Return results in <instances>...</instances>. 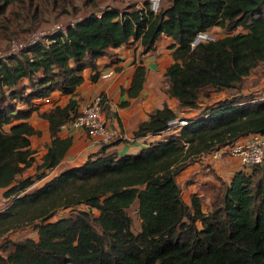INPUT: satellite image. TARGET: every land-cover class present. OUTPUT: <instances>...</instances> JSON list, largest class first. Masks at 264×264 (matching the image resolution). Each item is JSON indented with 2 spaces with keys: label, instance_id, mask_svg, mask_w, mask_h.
Returning <instances> with one entry per match:
<instances>
[{
  "label": "trees",
  "instance_id": "trees-1",
  "mask_svg": "<svg viewBox=\"0 0 264 264\" xmlns=\"http://www.w3.org/2000/svg\"><path fill=\"white\" fill-rule=\"evenodd\" d=\"M78 6L75 0H0V42L29 34L47 12L69 14ZM97 10L100 16L88 11L65 38L55 35L51 45L36 44L20 59L0 60V189L7 200L0 210V264H264V157L250 171L239 168L228 183L220 181L206 211L197 194L186 204L176 181L199 157L249 134L264 135V99H220L137 154L117 156L100 147L80 166L48 177L72 144L59 132L71 128L78 114L73 95L85 69L95 80L99 58L134 41L146 54L166 36L173 60L164 73L166 93L180 109H198L203 91L205 97L236 90L264 64V0H169L163 6L161 0L155 14L148 1L143 8ZM216 28L222 37L190 49L197 33ZM145 72L142 63L135 68L126 91L130 99L140 95ZM53 92L71 97L40 113L50 143L38 158L30 137L39 132L28 119ZM175 114L166 104L154 109L134 137L160 135ZM28 169L33 173L23 177ZM135 202L138 232L128 214ZM61 211L67 214L53 220ZM27 228L36 239H6Z\"/></svg>",
  "mask_w": 264,
  "mask_h": 264
},
{
  "label": "crops",
  "instance_id": "crops-1",
  "mask_svg": "<svg viewBox=\"0 0 264 264\" xmlns=\"http://www.w3.org/2000/svg\"><path fill=\"white\" fill-rule=\"evenodd\" d=\"M137 7V6H136ZM172 40L166 36H161L155 44L153 50L146 54L141 53L139 41H134L128 45H123L112 50L111 57L99 58L96 62L99 75L102 72L113 70V75L108 79L98 77L95 80L90 79L92 71L85 69L83 71V82L75 89L73 98L78 103V109L92 97L103 94L107 100L105 104L106 110L104 114L107 117L109 127L117 137H133L139 123L148 119L151 111L161 108L166 104L177 115L183 114L187 118L197 115L201 108L210 105L218 100H212L210 103L199 104L198 109L182 110L178 106L177 100L170 98L166 89L168 88L164 73L166 68L172 63V49L170 45ZM142 63L145 66V80L140 95L136 98H129L126 94L130 86L135 68ZM248 77V76H247ZM25 82H21L24 84ZM244 95V90L238 93L236 91L231 96ZM59 106H64L71 96L61 95L53 92L49 96ZM228 98V97H227ZM224 99V98H223ZM39 100L34 99L32 103L38 104ZM123 103H126L123 105ZM24 104L17 105V108L25 109ZM48 107H41L31 113L28 121L39 132L38 135L30 137V144L37 151L38 158L46 151L45 145L50 143V135L48 131V122L40 116ZM61 138L71 137L72 144L61 160L58 166L49 174V178L59 173L64 168L77 167L83 164L86 158L100 150V147L92 146L84 131L71 129L68 127L61 128L59 132ZM167 133L160 135H146L136 138L134 142L127 143L117 138L113 144L105 148V153H113L117 156L137 154L142 148L149 143L165 139ZM29 170V169H28ZM27 170V171H28ZM239 170L236 159L225 156L215 162L210 161L205 155L195 160L191 165L184 168L177 176L176 181L181 189V197L186 204H189L190 197L197 194L204 199L203 210L206 211L210 204L211 192L221 188L220 181L229 182L234 172ZM26 171V172H27ZM23 174V177L33 173L29 171ZM47 179L36 182L28 191L35 186H41ZM3 189H0V208H5L7 200L2 197ZM137 204L135 205V211ZM207 208V209H206Z\"/></svg>",
  "mask_w": 264,
  "mask_h": 264
},
{
  "label": "built area",
  "instance_id": "built-area-1",
  "mask_svg": "<svg viewBox=\"0 0 264 264\" xmlns=\"http://www.w3.org/2000/svg\"><path fill=\"white\" fill-rule=\"evenodd\" d=\"M161 0H148L149 11L153 14L159 11ZM100 11H95L96 16H100ZM88 14V13H87ZM86 14L78 15L70 18L65 22L50 23L42 28L31 31L22 38H14L0 47V60L6 62L10 58L20 59L21 56L30 47L36 44L44 46L51 45L54 40L53 36L60 35L62 38L67 36L69 28L80 21ZM217 39V35L210 32H199L190 42V49H194L200 43L213 42ZM114 71L109 70L102 72L99 77L108 79L113 75ZM50 97L41 99L40 106L51 107L55 104ZM107 103L102 94H98L87 102H85L78 114L70 122L72 129H78L85 132L89 143L94 147H107L114 143L117 138L127 143H132L136 139L133 137H117L109 127L107 117L102 108ZM176 116L167 122V128L163 133L176 134L178 130L187 124V117L183 114H175ZM65 127L62 126L61 128ZM210 161H217L225 156L237 160L240 170L250 171L251 167L262 162L264 157V135L259 133L249 134L234 142L232 145L215 150L206 155Z\"/></svg>",
  "mask_w": 264,
  "mask_h": 264
},
{
  "label": "rangeland",
  "instance_id": "rangeland-1",
  "mask_svg": "<svg viewBox=\"0 0 264 264\" xmlns=\"http://www.w3.org/2000/svg\"><path fill=\"white\" fill-rule=\"evenodd\" d=\"M147 1L148 0H75V3L77 5L81 6L82 4V7H79V6L77 7L76 12H72L69 14H61V15L57 14V11L51 12V13L47 12L45 13L46 20L40 23L39 26L36 27V29L42 28L50 23L65 22L66 20L77 17L78 15L87 14L88 11H94V10L99 11L97 9H102L105 7H116V8L124 9L128 5L129 6L134 5V6H137V8H143ZM168 1L169 0H162V6L166 5ZM212 33H214L215 35L218 34L219 37H222L224 35V32L221 31L220 28L219 29L216 28L214 32ZM24 35L26 36V34H19L17 35L18 37L12 36L10 38L11 39H14L16 37L22 38L24 37ZM7 40L8 39L1 41L0 47ZM242 90H244V95H252L256 99H264V64L255 68L248 77L244 78L243 81L238 85L236 90L232 89V90H226L222 92H209L207 96L204 97L203 96L204 93L208 92V90H205L201 94V100L203 103H210L212 100H218V99H223L227 97L230 98L231 95L234 94L236 91H238V93L239 92L241 93ZM29 171H32V169H29L27 172ZM35 188L37 187L35 186L33 189ZM213 192H211V194ZM202 201L204 205V199H202ZM135 205H136V202L128 209V214L132 219V226H131L132 231L138 232L140 230V221L135 211ZM1 207L2 206L0 205V208ZM66 214H67L66 211H61L60 213L57 214L56 217L53 218V220L58 218V216H64ZM24 237H31L33 239H36V232L32 228H27L21 231L9 232L6 235V239L8 240L22 239ZM2 241L3 240H0V243Z\"/></svg>",
  "mask_w": 264,
  "mask_h": 264
}]
</instances>
